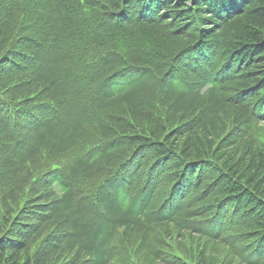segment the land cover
Segmentation results:
<instances>
[{
    "label": "trees",
    "instance_id": "trees-1",
    "mask_svg": "<svg viewBox=\"0 0 264 264\" xmlns=\"http://www.w3.org/2000/svg\"><path fill=\"white\" fill-rule=\"evenodd\" d=\"M261 127L264 0H0V264H264Z\"/></svg>",
    "mask_w": 264,
    "mask_h": 264
},
{
    "label": "rangeland",
    "instance_id": "rangeland-1",
    "mask_svg": "<svg viewBox=\"0 0 264 264\" xmlns=\"http://www.w3.org/2000/svg\"><path fill=\"white\" fill-rule=\"evenodd\" d=\"M256 134L264 135V127L257 130ZM178 237L175 238L170 236L166 239V241L162 240V243L159 244L156 242V244L163 246L162 248L168 253L183 258L180 262H186V264H203V262H207L208 264H222L224 261L228 262V264H258V262L250 259L261 257L263 254L260 253L261 255H259V253H256L255 256L252 255L248 259L245 258L246 254H249L247 251L242 252V255L235 251H231L229 255L228 249L222 247L220 244L209 243L204 238H200V241L202 242L201 244H194V242L190 240L180 243ZM172 245H175L176 248H167ZM250 248H252V246ZM120 258L124 261V257L122 255Z\"/></svg>",
    "mask_w": 264,
    "mask_h": 264
}]
</instances>
